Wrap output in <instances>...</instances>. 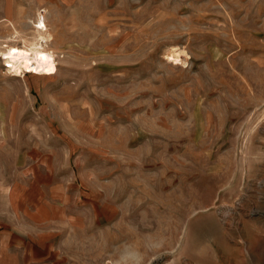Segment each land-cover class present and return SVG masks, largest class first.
Masks as SVG:
<instances>
[{
    "label": "rangeland",
    "instance_id": "1",
    "mask_svg": "<svg viewBox=\"0 0 264 264\" xmlns=\"http://www.w3.org/2000/svg\"><path fill=\"white\" fill-rule=\"evenodd\" d=\"M0 258L264 264V0H0Z\"/></svg>",
    "mask_w": 264,
    "mask_h": 264
},
{
    "label": "bare ground",
    "instance_id": "2",
    "mask_svg": "<svg viewBox=\"0 0 264 264\" xmlns=\"http://www.w3.org/2000/svg\"><path fill=\"white\" fill-rule=\"evenodd\" d=\"M42 26L40 27L42 28ZM6 59H7L6 63H9L10 65L8 67L10 68L12 67L13 69H15V72H17L18 74L21 73L22 71L24 72V70L28 72H32L33 70H35L36 74L38 75L39 73H37V71L41 72L44 69H46V66H44V69L41 68V70H39L40 67H43V65H41L36 55L26 48L12 49V51L8 54Z\"/></svg>",
    "mask_w": 264,
    "mask_h": 264
},
{
    "label": "crops",
    "instance_id": "3",
    "mask_svg": "<svg viewBox=\"0 0 264 264\" xmlns=\"http://www.w3.org/2000/svg\"><path fill=\"white\" fill-rule=\"evenodd\" d=\"M0 264H5V261L3 260V258H0Z\"/></svg>",
    "mask_w": 264,
    "mask_h": 264
}]
</instances>
